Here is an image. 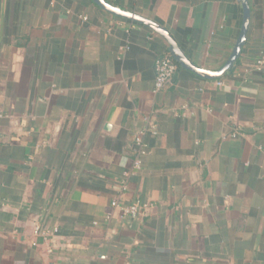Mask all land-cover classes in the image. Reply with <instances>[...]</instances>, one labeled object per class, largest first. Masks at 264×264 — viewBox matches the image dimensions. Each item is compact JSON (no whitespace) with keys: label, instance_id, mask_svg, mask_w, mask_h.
<instances>
[{"label":"crops","instance_id":"0c3cea01","mask_svg":"<svg viewBox=\"0 0 264 264\" xmlns=\"http://www.w3.org/2000/svg\"><path fill=\"white\" fill-rule=\"evenodd\" d=\"M106 1L205 69L242 23L238 0ZM248 2L228 72L179 66L155 90L171 54L149 27L92 0H0V264H264V0Z\"/></svg>","mask_w":264,"mask_h":264},{"label":"water","instance_id":"95a60500","mask_svg":"<svg viewBox=\"0 0 264 264\" xmlns=\"http://www.w3.org/2000/svg\"><path fill=\"white\" fill-rule=\"evenodd\" d=\"M92 1L95 4H97L99 7L108 11L109 13H112L119 17L129 19L131 21L140 23L142 25H145L149 27L151 30H153L154 32L158 33L168 43L170 54L172 58L179 64L180 67L190 70L191 72L195 73L199 77L207 78V79L221 77L223 74H225L232 68L233 64L236 62V60L238 59L240 55L242 46L244 45L246 41V35H247L249 21H250V6H249L248 0H238L242 6V23H241L240 31L238 33L236 41L232 47V50L228 58L226 59V61L223 63L221 67H219L218 69H214V70L205 69L203 67L196 65L194 62H192L187 57V55L184 53L182 48L176 42L174 37L169 33V31L165 27L159 25L155 21L147 17H144L138 13L125 10V9H121L120 7L115 6L106 0H92Z\"/></svg>","mask_w":264,"mask_h":264},{"label":"built area","instance_id":"2783aa9c","mask_svg":"<svg viewBox=\"0 0 264 264\" xmlns=\"http://www.w3.org/2000/svg\"><path fill=\"white\" fill-rule=\"evenodd\" d=\"M264 59H260L257 61V64L260 65ZM177 70V65L174 62V59L171 55L165 54L159 56L155 59V80H154V88L155 90H161L166 87L172 80L175 72ZM151 125L149 130L155 133V129ZM147 127L139 128L134 135V144L136 147V156L132 162V168L138 170L141 168L142 160L141 156L144 153L145 143L143 140V136L147 131ZM127 174V172H125ZM127 186L126 181L122 182V189H125ZM111 207H118L120 211V217L122 218H140L145 214L147 209L150 207L149 203L134 201L129 204H120L116 200H112L110 203ZM47 231L41 229L40 226L35 225L33 227V234L34 235H42L46 234ZM35 242H32V245H35Z\"/></svg>","mask_w":264,"mask_h":264},{"label":"trees","instance_id":"16d2710c","mask_svg":"<svg viewBox=\"0 0 264 264\" xmlns=\"http://www.w3.org/2000/svg\"><path fill=\"white\" fill-rule=\"evenodd\" d=\"M174 62L176 63L177 67L179 68V64L174 60Z\"/></svg>","mask_w":264,"mask_h":264}]
</instances>
